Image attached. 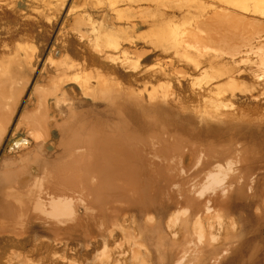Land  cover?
<instances>
[{
    "label": "bare ground",
    "instance_id": "bare-ground-1",
    "mask_svg": "<svg viewBox=\"0 0 264 264\" xmlns=\"http://www.w3.org/2000/svg\"><path fill=\"white\" fill-rule=\"evenodd\" d=\"M144 1L150 18L99 14L94 33L88 6L68 12L41 60L0 63V264H223L244 207L264 218L257 4ZM146 23L170 32L138 45Z\"/></svg>",
    "mask_w": 264,
    "mask_h": 264
},
{
    "label": "rangeland",
    "instance_id": "rangeland-1",
    "mask_svg": "<svg viewBox=\"0 0 264 264\" xmlns=\"http://www.w3.org/2000/svg\"><path fill=\"white\" fill-rule=\"evenodd\" d=\"M0 1H1L0 2V13H1L0 40L2 42L4 41L5 43H7L5 52L0 53V63L4 61L10 62L13 66L17 61V58L15 56L16 48L18 49L20 54L27 47L30 49L33 48V50L35 49L34 51H36L34 53L38 55L39 57L38 59L41 60L44 52L46 51L47 46L57 39V34H58L57 31L61 27L62 23H64L63 20L65 19L68 12H70L71 14H73L72 16H74L76 15L74 14V12L76 13V11L77 12L82 11V8L88 6L86 8L89 9L91 12H94L97 20L94 21V24L92 25L89 24L90 25L88 26L89 28L87 27V25L84 26L86 27V29L88 28L91 33H94L98 29L97 27H99L100 24L99 14L113 15L115 13V15H117L118 13V16L121 15L120 16L121 24L125 23L126 18L141 19L142 16L146 18H150L148 17V12H147L148 10L141 9L142 6H145V4L147 3L144 0H139V1L94 0V3L91 0H88L89 2L91 1L92 3H90V5L85 4L86 6L84 7H82L81 5L82 0H8V1L0 0ZM85 1L87 2V0ZM180 2L182 4H185V3H191L192 0H180ZM243 2L244 3L251 2L252 5L253 3L257 4L258 10L256 12L257 13L256 15L252 13L253 11H251L250 14L247 13L246 14L254 17V20L256 22L255 25H258L259 27L262 28L261 32L263 34V40L261 43H256L257 47L261 46L262 44H264V16L262 15L264 0H243ZM153 3H155V1ZM72 4L73 5L75 4L74 6H77L78 4L79 7L75 8ZM93 4L95 5L93 6ZM71 6H73V8ZM92 6L93 8L91 9ZM251 7L253 6H250V8ZM69 8L70 10L75 9V11L73 10L70 11ZM104 10H106L107 14L104 13L105 12ZM238 11L243 13V11L241 10ZM190 22L191 20L180 19L177 27L182 29L184 33H187V31L189 32V29L191 30V28H194V30H199L194 20H192V23ZM68 29L67 31H72ZM72 32H69V34L71 35ZM138 32L145 34V38L140 39L138 42V45H141L150 36L159 37L161 35H168L170 31L167 27L155 29L153 26H148V24L146 23L138 28ZM42 49H44L43 52ZM255 54L256 52L251 53V55L253 56ZM40 67L41 66H39V69ZM32 68L29 72V74H31L30 83L23 95L25 100L23 101V103L20 106V109L16 113L14 119L15 123L20 120L18 118L22 116V114L24 113L23 111L27 110V108L25 107L26 105L25 102L27 100L26 98L33 90V83L39 78V73H38L39 69L36 68L35 66ZM81 108L87 110L93 107L91 104H86L84 107ZM5 147H7V145ZM9 148L7 147V149ZM9 156H11V154H7L6 152L3 151V149L0 151V168H1L2 160L4 161ZM244 209L248 211V214L246 215L244 221L245 232L247 235L246 237L247 243L241 246V248L236 253L232 254L230 257L225 259L223 264H264V218L259 219L256 216H254L249 210V207H244Z\"/></svg>",
    "mask_w": 264,
    "mask_h": 264
}]
</instances>
